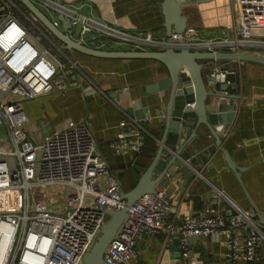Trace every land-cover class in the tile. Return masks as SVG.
<instances>
[{
    "label": "built area",
    "instance_id": "obj_1",
    "mask_svg": "<svg viewBox=\"0 0 264 264\" xmlns=\"http://www.w3.org/2000/svg\"><path fill=\"white\" fill-rule=\"evenodd\" d=\"M36 1L48 9L55 25L62 23L57 18L60 14L68 17L69 32L73 36L79 27L80 36L76 38L83 41L87 39L83 36L86 32L95 30L130 42L132 49H160L168 44L150 34L128 35L77 13L60 0ZM236 3L241 21L240 28L233 29L232 37L197 39L186 45L200 50L264 55V0H236ZM253 30L258 31L256 38L252 37ZM180 37L173 34L177 45H181ZM63 57L71 63L73 71L65 69ZM235 73L226 67H216L206 81L208 85L224 83L237 88L230 79ZM75 75L85 78L82 65L66 55L15 0H0V125L6 133L0 143V264H83L85 254L108 219L106 210L124 205L121 181L102 157L88 123L66 120L41 142L29 140L26 129L29 118L23 101L48 94ZM144 146L139 127L118 133L110 143L117 155L134 157ZM59 187L66 191L63 202L57 197L61 193ZM231 204L235 212L229 217L209 207L203 216L175 219L166 191L156 188L129 207L128 218L105 251V264H142L136 245L144 234L178 236L181 253L173 264L191 255L193 237L213 234L225 236L226 256L232 264L238 259L248 264H264L258 261V249L264 244L263 231L248 211ZM244 225L252 230L241 243L235 231ZM239 248L243 249L242 254L238 253Z\"/></svg>",
    "mask_w": 264,
    "mask_h": 264
},
{
    "label": "crops",
    "instance_id": "obj_2",
    "mask_svg": "<svg viewBox=\"0 0 264 264\" xmlns=\"http://www.w3.org/2000/svg\"><path fill=\"white\" fill-rule=\"evenodd\" d=\"M60 1L77 13L93 17L128 35L150 34L157 41H168L164 0ZM182 8L188 18L187 29H191L186 43L232 37L233 29L240 28L236 0H194ZM257 33L253 30L252 37L256 38ZM93 35L94 32L90 34ZM93 46L132 49V44L123 39H104ZM72 54L83 65L85 78L79 75L68 77L64 85L55 86L50 93L23 101V109L29 118L26 126L29 140L41 142L66 120L88 123L101 145L102 157L108 162L110 171L122 181L121 188L126 190L139 181L149 167L161 139L169 138L166 117L171 89L156 87L170 77L169 71L161 62L150 59H103L79 52ZM216 67L236 71L230 77L237 88L228 86L223 90L224 83L209 85L212 91L221 95L237 96L228 131L225 134L219 132L220 144L209 131L206 136L199 135V139L193 140L195 149L191 158L172 165L156 188L166 191L172 205L171 216L175 219L186 215L203 216L209 207H215L229 217L235 212L233 202L248 211L264 232V65L212 61L204 68L205 79ZM85 81L89 85L87 88L83 85ZM226 105L228 108L232 103ZM226 122V119L220 120L217 125ZM138 127L158 147L152 159L148 161L145 157L142 161L147 165L145 169L137 163L142 152L135 157L123 156L114 153L110 147L118 133ZM199 128L208 130L204 125ZM182 132L177 147L186 142ZM189 147L192 144L186 145L185 149ZM227 156L241 168L240 173L229 166ZM251 230V226L244 225L236 229L235 236L242 243ZM242 248L238 249L239 254L243 253ZM136 249L142 264H173L181 253L178 236L165 234L142 237ZM226 253L223 235L193 237L191 255L179 264H232ZM258 261L264 263V244L258 249ZM236 264L248 263L238 259Z\"/></svg>",
    "mask_w": 264,
    "mask_h": 264
},
{
    "label": "water",
    "instance_id": "obj_3",
    "mask_svg": "<svg viewBox=\"0 0 264 264\" xmlns=\"http://www.w3.org/2000/svg\"><path fill=\"white\" fill-rule=\"evenodd\" d=\"M15 1L26 7L64 45L66 50L103 59L155 60L164 64L169 71L170 77L156 86L157 88L171 89L166 117V128L170 131L169 138L161 139L155 158L142 174L138 183L128 191L121 189V196L124 200L123 207L106 210L108 219L103 223L101 233L92 248L83 258V264H105V251L116 237L123 221L128 218L129 207L142 195L153 193L172 165L191 158V154L195 149L193 140L199 139V135L206 136L209 131L216 138V143L220 144L219 132L222 134L227 133L228 124L232 121L234 109L236 108L237 96L230 97V95H221V93L212 91L204 76L205 66L212 61H242L264 65V55L250 51L200 50L187 46L186 38L190 36V33L187 29L188 18L183 14L182 5L194 2V0H164L163 10L166 18L167 46L160 49L129 50H113L93 46L94 42L98 40L117 39L107 35L92 37L85 41L77 39L69 32V19L65 15H59V19L63 24L57 26L36 0ZM173 34L181 35L178 40L181 45H177V42L173 39ZM87 83L86 81L83 82L86 88L89 86ZM227 88L228 85L224 84L222 86L223 90H227ZM226 103H232V106L227 108ZM225 119L227 125H217L220 120ZM202 125L206 126L208 130L199 128ZM181 130L183 136L187 139L186 142L177 147ZM175 137L177 138L175 139ZM190 144H192V147L185 149V146ZM100 146L98 142V147L100 148ZM176 147L177 149H175ZM227 161L232 169L240 173L241 168L228 156ZM155 173L157 174L156 177L154 176ZM142 237H147V234Z\"/></svg>",
    "mask_w": 264,
    "mask_h": 264
},
{
    "label": "rangeland",
    "instance_id": "obj_4",
    "mask_svg": "<svg viewBox=\"0 0 264 264\" xmlns=\"http://www.w3.org/2000/svg\"><path fill=\"white\" fill-rule=\"evenodd\" d=\"M64 4H66V3H64ZM67 6H70V5H68V4H66ZM25 8V10H26V12L28 13V15L35 21V23L36 24H38L39 26H40V28L49 36V37H51L63 50H64V52L66 53V55H68L70 58L72 57V58H74V59H76L80 64H81V62L79 61V59H77L76 57H74V55L72 54V53H75V52H71L70 50H66L65 48H64V45L61 43V42H59L46 28H45V26L37 19V18H35L27 9H26V7H24ZM44 9H45V12L49 15V11H48V9L46 8V7H43ZM68 18V17H67ZM69 19V18H68ZM93 32H94V34L95 35H93V36H90V34L92 35L93 34ZM100 35H103L102 33H100V32H98V31H95V30H92V31H88V32H86L83 36H84V38L86 39V38H92V37H99ZM73 36L76 38L77 36H80L79 35V27H76V29H75V32H74V34H73ZM95 44H99V43H101V41L100 40H98V41H96V42H94ZM257 51H259V50H257ZM64 58V61H65V69L66 70H69V71H73V69L71 68V63L69 62V61H67V59H66V57H63ZM82 65V64H81ZM83 66V65H82ZM71 75V74H70ZM69 75V76H70ZM2 129V125H0V143H1V136L2 135H6V133H5V130H1ZM58 190H59V192H61V193H59L58 195H57V197L59 198V200L60 201H64V197H65V195H64V193L66 192V191H64V188H62V187H59L58 188ZM63 191V192H62ZM50 195H51V193H50ZM264 233V232H263Z\"/></svg>",
    "mask_w": 264,
    "mask_h": 264
},
{
    "label": "trees",
    "instance_id": "obj_5",
    "mask_svg": "<svg viewBox=\"0 0 264 264\" xmlns=\"http://www.w3.org/2000/svg\"><path fill=\"white\" fill-rule=\"evenodd\" d=\"M19 6L22 8V10L24 12H26L24 6H22L21 4H19ZM26 14L28 15L27 12H26ZM230 79L233 80L231 77H230ZM144 139H145V146L143 147L142 153L140 154V156L142 158L140 157L141 160L138 159L137 163H140L143 166V168L145 169L147 167V165L143 164L142 161L144 160L145 157H147L148 161L150 159H152V157L155 154V152L157 151L158 147H157V143L152 138H150L149 136H144ZM121 183H122V181H121ZM137 183H138V181L133 183L131 185V187L127 188L125 191H128V190L132 189Z\"/></svg>",
    "mask_w": 264,
    "mask_h": 264
}]
</instances>
